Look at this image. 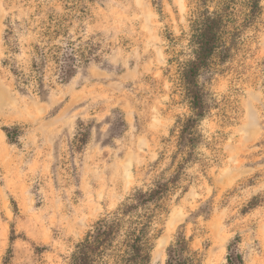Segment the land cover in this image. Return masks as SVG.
<instances>
[{
  "label": "rangeland",
  "instance_id": "obj_1",
  "mask_svg": "<svg viewBox=\"0 0 264 264\" xmlns=\"http://www.w3.org/2000/svg\"><path fill=\"white\" fill-rule=\"evenodd\" d=\"M260 6L230 58L200 76L209 106L201 142L187 192L171 196L157 225L150 264H165L179 233L200 264H228L230 255L264 264V0ZM195 8L193 0H0V264H68L97 220L167 171L171 130L191 116L172 60L187 58ZM9 24L16 56L4 41ZM67 39L84 52L91 43L98 62L78 66L63 85L48 64L47 97L22 91L3 62L12 58L27 74L35 46L47 51ZM79 122L87 132L80 151ZM3 128H18L16 142Z\"/></svg>",
  "mask_w": 264,
  "mask_h": 264
},
{
  "label": "trees",
  "instance_id": "obj_2",
  "mask_svg": "<svg viewBox=\"0 0 264 264\" xmlns=\"http://www.w3.org/2000/svg\"><path fill=\"white\" fill-rule=\"evenodd\" d=\"M196 8L189 20L187 53L183 61L173 58L175 81L187 103L191 116L179 119L171 135L175 139L174 151L167 168L146 190H136L115 212L97 220L91 230L75 245L68 264H150L155 241L161 234L157 225L169 212L173 194L187 192L183 186L186 170L196 160V148L202 136L199 121L209 111L199 79L215 59L226 61L241 38L260 16L261 0H193ZM214 4L213 9L211 6ZM244 12H239V10ZM241 13V14H240ZM241 15V16H240ZM16 25L9 24L4 41L9 53L16 56L19 47L14 38ZM81 49L67 39L65 47L47 51L35 46L31 66L27 74L14 66L12 58L3 64L22 91H33L40 100L50 92V80L45 81V70L52 64L54 83L66 84L78 66L97 63L98 56L91 47ZM86 44V45H87ZM54 50V51H53ZM53 51V52H52ZM53 79V78H52ZM73 144L80 151L87 143L86 129L79 122ZM82 129V130H81ZM8 143L16 142L18 128H3ZM249 203L248 209L252 208ZM245 213L247 209L244 210ZM241 264V257H227L228 264ZM165 264H200L197 254L190 247V239L179 233L166 249Z\"/></svg>",
  "mask_w": 264,
  "mask_h": 264
}]
</instances>
